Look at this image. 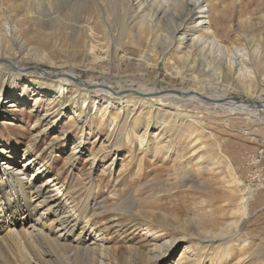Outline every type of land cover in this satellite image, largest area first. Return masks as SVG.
<instances>
[{"label": "rangeland", "instance_id": "rangeland-1", "mask_svg": "<svg viewBox=\"0 0 264 264\" xmlns=\"http://www.w3.org/2000/svg\"><path fill=\"white\" fill-rule=\"evenodd\" d=\"M5 7L0 0V38H6V32L14 28L25 40L29 50L25 54L31 57L25 68L32 73L29 80L57 71L49 64L52 62L74 69L84 80L110 77L114 86L118 83L130 90L166 87L174 92L193 90L202 98L227 96L233 103L254 96L264 100V65L254 53L264 39V0H220L221 12L213 30L230 51L219 56L212 55L208 47L213 41L210 33H199L200 43L205 44L180 45L174 40V46L164 51L165 46L154 48L125 26L113 29L109 52L97 47L93 57L77 50L72 59V17L65 21L69 26L63 27L64 11L58 15L60 19L54 16L53 24L44 17L32 19L23 11L13 13ZM125 17L123 22L127 23L130 17ZM161 34L167 33L159 31L153 37ZM41 39L46 42L41 43ZM4 46L2 52L16 59ZM242 55V62L253 60L249 65L258 66L255 69L260 73L255 80L246 79L251 85L249 94L223 69L228 75L220 77L217 72L223 62L236 71L244 69L239 65ZM4 79L0 75V150L6 151L0 154V175L7 164L22 171L19 177L29 178L33 171L25 170L23 164L41 155L37 163L49 164V174L33 182L41 185L58 177L65 187H72L63 206L67 210L72 207L74 212L68 216L71 228L76 224V228L85 229L75 246L86 248L96 241L79 255L56 254L48 264H264V119L230 117L211 101L205 106L178 104L171 99L143 101L134 94L124 111L117 102L108 107L102 102L83 107V99H75L71 92H65L66 100L75 99L77 106L69 103L62 107L63 97L56 104L50 103L59 92L57 84L34 82V87L47 88L39 95L41 90L33 92L32 84L24 91L20 81L12 84ZM171 103L178 105L176 110L169 108ZM97 108L104 109L99 112ZM45 109L51 114L43 120ZM142 134L145 142L139 140ZM48 188L50 195H57L54 186ZM8 192L15 197L11 189ZM6 197L7 188L2 186L0 207L7 209L0 218V264H23L30 252L44 261L39 248L10 240L6 236L17 235L1 230L21 215L14 208L17 216L6 221L11 210ZM11 228L21 230L19 225ZM151 232L162 237L154 241L147 236ZM211 237L216 238L215 243L198 244ZM222 237L227 240L221 241ZM163 244H168L167 255L157 259L154 247ZM97 245L101 247L94 249Z\"/></svg>", "mask_w": 264, "mask_h": 264}, {"label": "bare ground", "instance_id": "bare-ground-1", "mask_svg": "<svg viewBox=\"0 0 264 264\" xmlns=\"http://www.w3.org/2000/svg\"><path fill=\"white\" fill-rule=\"evenodd\" d=\"M1 1L4 2L5 6H7L4 8L7 11L10 10V12L13 13H17V11H23L26 14L30 15L32 19L35 17H44L47 19L48 22H53V24L55 22L54 18L57 17L61 13V11H64L66 18H64L63 21H61L60 24L62 25L59 24L60 26L63 27L69 26L65 21L68 20V18L70 19L72 17V59H75L76 54L78 53L77 50L85 51L87 55L90 56L92 55L93 57L97 56V52L99 50L97 47L103 46L109 52V49L112 48L110 44L112 43L111 41H113L112 40L113 29H119L120 27L123 28L125 26H126L125 28L130 31H134V30L137 31L140 40H146L147 44H151L153 45V47L155 45L165 46L164 51H167V49L174 46L175 42H177L180 45H184L190 42L191 45L194 44L197 47V45L201 44L200 43L201 37H199L200 36L199 33L201 32L210 33L211 35H213V41L211 40L212 42H210L208 45L209 49H211L212 55L213 54H215L216 56L224 55V54L226 55V52L228 50L226 46H224L222 43L219 42V40L216 38L215 31L213 30V25L215 24V21L219 16V13L221 12L220 0H1ZM125 16L130 17L127 23L123 22L124 20L123 18ZM60 26L59 29L61 28ZM13 29L14 28H10L9 31L6 32V38L4 37L0 38V75L3 74V77H5L4 82H6L7 79H9V82L12 84L14 83V80L20 81L21 84H24L23 90L28 86L33 85L32 87L33 92H38L39 90L43 89L42 88L43 85L41 84H40L41 86L34 87L35 85L34 82L36 83L43 82V84L47 86H50L51 84H57L58 85L57 88H59L58 89L59 92L57 95L55 94L56 96L54 95L55 98H50V103L52 104H56V102L61 97H63L62 99L63 102H61L62 107L69 105V103H71L70 106L72 105L77 106L75 99L79 98V100L83 99L82 100L83 107L88 108L89 105L95 106L96 103H100V102H102L103 107L105 106L108 107L110 105H114V103L117 102L119 104L120 110H123L126 108L129 98L133 97L134 95H137L139 100H143V101L155 100L162 102H170L169 100L171 99L177 102L178 104L181 103L188 104V103L196 102L205 106L206 104H209L211 101L210 104H212L216 109H221L225 115H229L230 117L239 115V116H243L246 121H250L251 119L262 121L264 119L263 117L264 100H261L259 96L251 97L255 99L248 101H242L237 99L238 103L234 102L235 103L234 104L232 100L227 96H221V97L204 96L205 98L204 99L202 98L203 95L193 90H178L177 92H174L166 87L161 88V90H156L152 88H147L145 86H141L136 90H130V88L120 86L118 83L116 86H114V84H112L110 80V77H102L99 80L98 79L84 80L80 74L79 75L76 74L74 69L72 68L66 69L63 66L55 65L52 62H50L49 64L56 67L57 71L51 72L49 70L50 72L47 75H42L41 77L37 75L34 79L31 78V80H29L30 78L29 74L32 73L27 72L25 68H27V64L30 62L31 57L29 56V54L28 55L25 54V52L28 50L26 49L27 47L25 40L22 39L17 34L15 29L14 30ZM159 31L166 32L167 33L166 36L161 34V36L159 37L156 38L153 37V35H155V33ZM81 37L83 40H81ZM100 37H102L103 40ZM40 41L41 43L46 42L43 39H41ZM102 41H105V44H103ZM2 44L5 45L4 47H6L7 52L12 51L16 59L8 58L9 55L7 53L2 52ZM106 44L108 45V47H106L107 46ZM259 48L260 50L255 48L254 53L256 54V58L258 62L264 65L263 38L260 42ZM249 55L250 54H245L244 56H249ZM44 56L47 58V55L44 54ZM244 58L242 55V60L241 62L239 61L240 62L239 65L243 66L244 69L237 68L236 71L235 69H232L231 66L230 68L229 65H227V63L226 64L224 62L222 63L221 60L223 66L222 68H217L218 69L217 72L220 77L222 76V73L224 74V76L229 74L232 82L236 83L237 84L236 86H239L241 88V91L249 94L251 91V85L247 84L246 79L251 78L255 80L257 76L258 77L260 76V73L258 72V70L255 69L258 66L253 67L249 65L250 63L253 62V60L250 59L249 62V59L246 58V61L242 62ZM230 59L232 61V58ZM222 69L228 74L222 72ZM4 85L5 83L3 84V86ZM36 88L38 89L37 91H35ZM1 91H0V95H1ZM65 92L74 93L75 99L66 100L67 96L64 95ZM133 93L135 94L133 95ZM34 94H36L37 96V93ZM177 107L178 105L176 106L172 105V107L169 106V108L173 110H176ZM103 109L100 108L98 110L97 108V111L101 112ZM45 110L46 111L44 113L45 115L43 116V120H46L48 116L51 114L48 109ZM77 114L78 111H76V114L74 116H77ZM41 134L39 133V135L36 136L35 138L38 140ZM140 139L141 141L143 140L145 142L146 141L145 135L143 134L140 135L139 140ZM0 154L5 155L6 151L0 150ZM7 155H11V157L15 156V154H13L12 152L8 153ZM28 155L29 154L26 153L27 157H29ZM40 156L38 157V159L40 158ZM38 159L34 160L33 158H29L23 164V168L25 170L33 171V174H31L29 178L19 177L22 174V171H16L7 164L3 166L4 169L3 176L0 175V190L2 189V186L3 188H7L6 199L11 206L10 212L6 213V217H7L6 221L8 220L9 217L11 218L14 215H16L17 212L14 211L12 212V209L18 208L20 210L18 213H21L18 219L19 221L18 220L13 222L8 221L9 223H6L1 230H8L9 235L16 234L17 236H6V237L9 238L10 240L18 241L21 245H34L40 249L41 255L45 256L44 261H40V259H36L35 256H33L32 253L30 252L27 254V257L25 258L23 264L52 263L51 259H53V257L56 254L69 255L72 253L75 254L78 253L77 255H79L83 251L90 250L91 246L96 243L95 241L91 244H88L86 248H80L81 246L80 247L75 246L76 244H78V242L82 239L83 235L85 234V229L80 227L76 228V224L71 228L70 219L68 218V216L74 212L72 211V207L69 210H67L63 206L64 200L65 199L68 200L69 196L72 194V187H65L63 183H60V178L58 177H51L47 179L45 183L41 185H36L33 182L34 179L38 180L41 179L42 176L49 174V164H46L44 166L39 165L37 163ZM51 182L52 184H50ZM51 186H54V189L57 190L56 196L54 195L52 196L49 194L50 192L48 187ZM9 189H11V192H13V194L15 193L14 198L9 196V192H8ZM16 194L19 197H21L20 201ZM74 197H77V195L76 196L74 195ZM67 204L68 201L66 205ZM61 207L62 210L63 208H65L66 210L62 211ZM5 209L0 207V218H4ZM22 212L25 213L22 214ZM45 216H47V219L45 218ZM12 225L21 226V230L18 232L15 231V229L11 228ZM51 236H56V238ZM147 236L153 237L152 240L154 241L156 240L155 238L162 237V235L153 232L149 233ZM211 238L212 240L209 241L208 240L201 241L198 239L199 240L198 244L203 246L207 242L215 243L216 238L213 237ZM222 240L225 241L227 240V238L222 237L221 241ZM229 240L231 241L232 239L229 238ZM184 241L188 242L186 239ZM160 246L161 245L159 246L155 245L153 250V252L158 251L159 253L157 259H159L160 257H165L167 255L166 252H168V249H166V247H168V244L167 245L163 244L161 247ZM97 247H101V245L95 246L94 249H97ZM186 248L188 249L187 246ZM23 257L24 256H22L21 258Z\"/></svg>", "mask_w": 264, "mask_h": 264}, {"label": "water", "instance_id": "water-1", "mask_svg": "<svg viewBox=\"0 0 264 264\" xmlns=\"http://www.w3.org/2000/svg\"><path fill=\"white\" fill-rule=\"evenodd\" d=\"M133 94H135V93H133Z\"/></svg>", "mask_w": 264, "mask_h": 264}]
</instances>
